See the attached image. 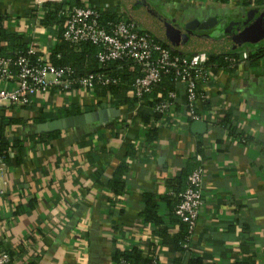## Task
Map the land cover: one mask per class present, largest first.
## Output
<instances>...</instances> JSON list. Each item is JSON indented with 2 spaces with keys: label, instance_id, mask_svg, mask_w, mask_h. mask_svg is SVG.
<instances>
[{
  "label": "crops",
  "instance_id": "crops-1",
  "mask_svg": "<svg viewBox=\"0 0 264 264\" xmlns=\"http://www.w3.org/2000/svg\"><path fill=\"white\" fill-rule=\"evenodd\" d=\"M80 1L123 12L119 0ZM33 2L0 0V14L6 27L27 43L29 55L49 60L58 43V26H42V7ZM157 3L167 19L222 16V27L244 23L262 8L250 6L243 13L235 0H154ZM254 54L255 49L246 46L232 69L211 64V97L200 110V120L207 125L203 133L190 130L193 121L185 114L182 87L174 101L180 120L175 126L156 127L152 141L144 138L146 125L134 111L114 106L111 96L102 98L96 91L51 88L38 93L31 104L1 106L0 130L22 146L19 152L10 148V163L0 174V250L14 252L9 264H84L79 262L82 247L85 264H114V249L132 247L144 256L154 255L158 264H188L190 257L204 264H264V56L254 61ZM0 86L12 89L15 83L0 81ZM142 106L147 109V104ZM72 107L80 109L76 115L111 107L119 115L34 132L39 123L69 117L63 112ZM228 111L235 132L218 123ZM40 116L45 120H38ZM55 132L51 138L41 136ZM194 151L204 158L203 203L190 245L175 249L159 232L162 227L170 236L181 233L169 214L167 179L196 164ZM108 180L121 181L122 188L114 191ZM147 195L157 205L161 226L140 216ZM119 209L120 215L112 213Z\"/></svg>",
  "mask_w": 264,
  "mask_h": 264
},
{
  "label": "built area",
  "instance_id": "built-area-1",
  "mask_svg": "<svg viewBox=\"0 0 264 264\" xmlns=\"http://www.w3.org/2000/svg\"><path fill=\"white\" fill-rule=\"evenodd\" d=\"M64 0H34V6L41 7L46 2L61 3ZM106 7L66 6L62 15V39L78 45L90 42L99 46L97 59L101 64L130 58L139 66L142 75L135 79L130 94L138 100L137 106L147 104V110L159 114L154 118V127L175 126L180 120L174 111V101L178 97L177 91L168 93L167 99L156 101L154 88L161 82L162 74L172 73L175 82L182 87L185 94V114L191 121L201 119L200 110L211 97L209 86L213 79L210 71L209 55L206 52L190 54H172L169 49L154 41L150 35L142 31L134 21L118 20L101 22V16ZM27 54H29L27 52ZM231 68L239 63L233 56L228 58ZM16 66L12 70L11 66ZM0 81L13 82L15 87L2 88L0 86V107L4 105H28L33 96L46 92L51 88L59 91L79 89L93 94L98 81L102 84L111 82V78L101 73H90L83 77H75L68 68H56L48 59L41 57L38 63H32L28 56L20 54L12 61L9 57L0 55ZM147 97V98H146ZM244 141V140H242ZM196 166L187 177V187L180 196L174 214L187 231L186 244L190 245L191 238L198 220L199 208L203 203L202 177L205 170L204 158L193 152ZM5 157L0 155V174L6 167ZM4 193L0 188V195ZM115 205H112V207ZM118 210H116L117 212ZM84 247L80 249V263H87L84 259ZM11 257L6 250H0V264H8ZM123 264H129L124 262ZM152 264H157L153 258Z\"/></svg>",
  "mask_w": 264,
  "mask_h": 264
},
{
  "label": "trees",
  "instance_id": "trees-1",
  "mask_svg": "<svg viewBox=\"0 0 264 264\" xmlns=\"http://www.w3.org/2000/svg\"><path fill=\"white\" fill-rule=\"evenodd\" d=\"M222 2H226L228 0H220ZM146 2L153 8L154 11L161 17L166 20H169L173 25L183 28L182 25L187 21L185 19H181L179 21L167 19L166 16L162 13L163 7L160 4H154V0H146ZM172 3V2H171ZM237 6H243L244 8L253 6H264V0H235ZM66 6H86L80 0H66L61 3L57 2H46L42 4V12L40 18V24L42 26H58L56 30V36L58 43H56L52 47V51L50 54V58L48 62L56 67V68H68L73 71V75L75 77H83L90 73H101L107 77L111 78V82L102 84L98 81L95 91L99 94L100 97L111 96L113 101L112 104L114 106H127L128 110L131 112L134 111V116L141 119L142 123L146 125L142 130V134L147 141L154 140V134L157 132L156 127H154L155 119H158L159 114L154 111L147 110L143 108L142 105L135 108L137 106L138 100L133 98L130 94L132 90L133 83L135 79L142 75V72L130 58H122L119 60H114L110 62H106L101 64L97 59V53L99 51V46L91 44L90 42H82L78 45L71 44L62 39V23L64 16L62 13L64 12ZM169 7L170 5L167 4ZM96 8L103 6H94ZM231 17L235 16V14L229 15ZM101 22H116L118 20L132 21L130 17L124 13L117 11L116 8L111 7L109 10L106 8V12H103L101 16ZM5 16L0 14V55L9 57L12 61L16 59V57L20 54H24L29 57L32 63H38L39 59L36 56L32 57L27 54V43L22 40V36L15 32H11L8 27L5 25ZM241 24H238L240 26ZM139 28L148 33L150 37L160 43L165 48L169 49L172 54H190L184 53L174 50L168 44L159 39L155 34L151 31L144 29L143 27ZM221 29V27H217ZM210 32V31H209ZM214 45L216 49L206 50V53L209 55V63L218 64L220 66H224L226 68L232 69L230 67L228 58L230 56L239 59V54L242 49L247 47H252L255 49V54L252 55L251 60L258 61L261 57L264 56V36L258 37L256 39H247L245 40L241 34L233 33L228 38H221L220 41H215ZM202 50H196L194 52H200ZM12 70H15L17 67L11 66ZM181 87L178 86L175 82V75L172 73H163L161 82L154 88L153 85V93L156 101H163L167 99L168 93L172 91H177L179 93V89ZM75 90L79 89V87L75 86ZM183 90V88H182ZM44 93V92H40ZM184 94V90L182 91ZM38 94V93H37ZM35 94L33 98L37 95ZM185 101V94L183 95ZM147 98V97H146ZM208 102L204 103V107L207 108ZM80 112V109L76 107H72L63 112L65 116L76 115ZM38 120H45L40 116ZM219 124L226 126L230 132H235V127L233 126V115L230 111L226 112L225 116L221 118L218 122ZM58 132L41 135L46 136L47 138H51L56 136ZM15 148L18 152L21 150V142L18 139H8L4 134V128L0 130V155L5 157L6 164L10 163L9 160V151L10 148ZM17 158V157H16ZM15 158V159H16ZM196 164L186 170L179 171L173 177L167 179V189L168 192L166 194L167 203L169 206V214L170 217L177 220L180 224L179 219L174 214V209L176 205L179 203L180 196L184 192L187 187V177L189 173L194 169ZM125 168V166H122ZM110 188H113L114 191H119L122 188V182L116 180H108L107 183ZM144 207L140 212V216L148 222H152L157 226H161L162 222L160 221L158 215L156 214L157 205L154 200L151 199V195L145 196ZM113 214L120 215L121 210L119 209L117 212H113ZM181 233L178 236H170L167 232V228L159 227L160 236L162 237L165 243L171 244L175 249H182L184 244H186L187 231L183 224L180 225ZM21 248V247H20ZM8 251V250H6ZM11 260L13 251H8ZM154 255L144 256L142 252L137 247H132L130 249H114L112 252V261L114 264H123L127 262L129 264H152ZM158 264V261L156 259ZM10 263V262H9ZM8 263V264H9ZM188 264H204L202 260L197 257H190ZM232 264H253V263H239L235 262Z\"/></svg>",
  "mask_w": 264,
  "mask_h": 264
},
{
  "label": "water",
  "instance_id": "water-1",
  "mask_svg": "<svg viewBox=\"0 0 264 264\" xmlns=\"http://www.w3.org/2000/svg\"><path fill=\"white\" fill-rule=\"evenodd\" d=\"M119 1L123 12L126 13L132 21L138 26L151 31L159 39L179 52L193 53L196 50H202L201 52H206V50L211 49L215 50V41H220L221 38H228L233 33H240L245 40L264 36V6L256 10L254 15L247 22L245 21L241 28L239 27V31L226 27L222 30L214 29L207 34L201 35L200 33L210 31L217 26L218 21H221L223 17L212 16L205 20L192 19L184 23V25H182L183 28H179L173 25L169 20L158 15L146 0ZM242 12L245 13L244 7H242ZM118 115L119 110L111 107L101 111L88 112L39 123L33 126V129L37 134L49 133L95 121H109ZM206 128V123L201 120L193 121L190 126V130L194 134L203 133Z\"/></svg>",
  "mask_w": 264,
  "mask_h": 264
},
{
  "label": "flooded vegetation",
  "instance_id": "flooded-vegetation-1",
  "mask_svg": "<svg viewBox=\"0 0 264 264\" xmlns=\"http://www.w3.org/2000/svg\"><path fill=\"white\" fill-rule=\"evenodd\" d=\"M248 20H249V19H247L246 22H247ZM242 24H243V23H241L240 26L234 24V25H232L231 27L229 26V27H227V28H232L233 30L236 29V31H237V30L239 31V27L241 28V27L243 26ZM217 27H221V29H219V30H222L223 28H226V27H222V26H220L219 23H218V25L215 26L214 28H212V29L210 30V32L213 31L214 29H218ZM207 33H209V31H207V32H202V33H200V34H201V35H204V34H207Z\"/></svg>",
  "mask_w": 264,
  "mask_h": 264
},
{
  "label": "rangeland",
  "instance_id": "rangeland-1",
  "mask_svg": "<svg viewBox=\"0 0 264 264\" xmlns=\"http://www.w3.org/2000/svg\"><path fill=\"white\" fill-rule=\"evenodd\" d=\"M109 1H112V2H113L114 0H109ZM166 1H168V0H166ZM237 19H238V20H241V19H243V18L240 17L239 15H237Z\"/></svg>",
  "mask_w": 264,
  "mask_h": 264
}]
</instances>
